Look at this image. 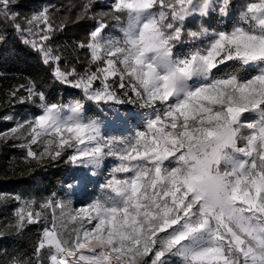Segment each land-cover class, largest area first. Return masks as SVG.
Returning <instances> with one entry per match:
<instances>
[{"label": "snow or ice", "instance_id": "obj_1", "mask_svg": "<svg viewBox=\"0 0 264 264\" xmlns=\"http://www.w3.org/2000/svg\"><path fill=\"white\" fill-rule=\"evenodd\" d=\"M23 8L0 0V43L11 27L52 81L82 99L51 102L28 77L11 95L40 114L0 140H23L26 161L67 153L81 171L66 180L64 198L0 194L18 204L17 233L42 225L32 254L4 264H264V0H113L77 44L97 65L84 73L61 66L49 8ZM193 17L197 28H187ZM212 19L219 26L210 30ZM89 102L111 106L104 120L112 126L137 119L115 106L136 105L142 127L108 137L104 121L87 114ZM110 156L125 177L113 175L101 197L75 208L71 196L93 184Z\"/></svg>", "mask_w": 264, "mask_h": 264}, {"label": "trees", "instance_id": "obj_2", "mask_svg": "<svg viewBox=\"0 0 264 264\" xmlns=\"http://www.w3.org/2000/svg\"><path fill=\"white\" fill-rule=\"evenodd\" d=\"M23 12L31 14L46 6L56 28L50 45L63 57L61 66L75 67L77 72L84 73L86 69L95 70L96 65L90 62L87 48L80 49L77 44L87 41L88 33L94 27L91 16L99 18L104 11L99 7L98 0H22ZM89 5L88 11L85 6ZM104 14V13H103ZM212 22L219 25L216 19ZM230 27V25H229ZM7 37L6 42L0 43V133L11 129L17 122L31 119L40 114V109L31 103H20L12 97L11 92L20 85L28 83V77L36 78L43 86V90L51 102L71 103L75 99H82L78 89L68 88L56 84L50 77V69L40 63V55L29 46L21 43L20 37L7 27L2 33ZM187 50V47L183 48ZM24 95L23 90L17 93ZM102 109H99V108ZM111 106L87 104L89 116L104 120L110 117L108 108ZM122 113H142V110L133 104L125 103L115 106ZM12 117V119H5ZM142 127V121L130 120L126 129L106 128L102 132L108 137L128 138ZM23 140H0V194L19 195L24 199L42 201L53 194L57 198H64L66 189L64 184L68 177L81 171L80 168L66 163L67 153L58 160H44L41 163L26 161L25 150L20 147ZM120 164L117 157H106L102 166L97 169L93 184L86 189L81 188L71 196L73 206L80 208L101 197V185L112 179L124 178L126 174L114 173ZM18 207L15 200L0 202V264H4L15 254L31 255L39 239L42 225H28L17 233L10 225L15 223L14 210Z\"/></svg>", "mask_w": 264, "mask_h": 264}, {"label": "rangeland", "instance_id": "obj_3", "mask_svg": "<svg viewBox=\"0 0 264 264\" xmlns=\"http://www.w3.org/2000/svg\"><path fill=\"white\" fill-rule=\"evenodd\" d=\"M113 3V0H98V6L99 7H101L102 9H104V11L103 12H101V14H105V13H109L110 12V5ZM88 5V4H87ZM44 7H46V6H43V8ZM95 14H93L92 16H91V19H92V21H94V23H93V25H94V27H95V25H96V23L101 19V17H99V18H96L95 16H94ZM200 20V18L199 17H193V18H189V20L186 22V27L187 28H193V29H195V28H197V26H198V21ZM213 20V19H212ZM212 20L211 21H208V20H205V26H207V27H209V29L211 30V29H214V28H217L215 25H214V23L212 22ZM106 22L109 24V32L110 33H112V34H117L116 33V29L114 28V26H113V24H112V21H111V17L110 16H108L107 18H106ZM93 27V28H94ZM92 28V29H93ZM91 29V30H92ZM183 48H185V47H189L187 44H185V45H183L182 46ZM95 64V63H94ZM96 65V64H95ZM96 67H97V65H96ZM96 70V69H95ZM95 70H92V71H95ZM97 87H99V84L97 83ZM103 105V104H102ZM99 109H102L101 107L99 108ZM108 111H109V108H108ZM110 112V111H109ZM132 115H134V116H137V119H135L134 121H142V116H140L139 114H141V113H131ZM245 116L246 117H248V119L249 120H251V119H253L254 117H253V115L252 114H248V113H246L245 114ZM102 121H104L103 122V124L101 125V130L103 131L104 129H106V128H122V129H126V127L127 126H112V125H110V124H108V122L106 121V120H102Z\"/></svg>", "mask_w": 264, "mask_h": 264}]
</instances>
